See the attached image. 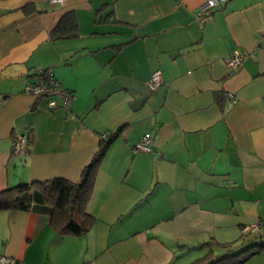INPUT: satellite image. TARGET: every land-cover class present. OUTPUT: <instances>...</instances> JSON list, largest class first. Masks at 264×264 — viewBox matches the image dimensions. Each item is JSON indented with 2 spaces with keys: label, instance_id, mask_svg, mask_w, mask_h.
<instances>
[{
  "label": "crops",
  "instance_id": "crops-1",
  "mask_svg": "<svg viewBox=\"0 0 264 264\" xmlns=\"http://www.w3.org/2000/svg\"><path fill=\"white\" fill-rule=\"evenodd\" d=\"M205 1L0 0V193L78 181L100 136L117 132L86 206L88 232L58 235L37 197L26 211H0V257L191 264L212 241L227 246L218 254L263 246L242 264H264V0H218L200 28ZM238 49L249 55L228 74L224 59ZM36 67H52L73 93L68 111L24 91ZM157 69L162 83L149 93ZM148 132L151 152H136ZM17 134L31 139L13 154ZM253 223L260 229L243 234Z\"/></svg>",
  "mask_w": 264,
  "mask_h": 264
},
{
  "label": "trees",
  "instance_id": "trees-1",
  "mask_svg": "<svg viewBox=\"0 0 264 264\" xmlns=\"http://www.w3.org/2000/svg\"><path fill=\"white\" fill-rule=\"evenodd\" d=\"M59 24L53 33L58 32L60 36H64L63 32L59 33ZM116 135L117 132L107 134L105 139L100 138L97 152L83 168L78 181L72 182L57 178L47 182H37L34 185L38 190L34 193H30L31 184H20L0 193V211H26L29 207L27 201L31 202L35 198L37 200L38 197L48 205L50 224L58 235L80 236L85 234L94 222L93 218L87 214L86 206L92 193L96 172ZM30 139L31 136L28 134L27 144ZM200 248H206L207 253L191 264H242L262 250L263 246L255 244L235 253L231 249L218 254L219 250L226 249L227 246L211 241L201 245Z\"/></svg>",
  "mask_w": 264,
  "mask_h": 264
},
{
  "label": "built area",
  "instance_id": "built-area-1",
  "mask_svg": "<svg viewBox=\"0 0 264 264\" xmlns=\"http://www.w3.org/2000/svg\"><path fill=\"white\" fill-rule=\"evenodd\" d=\"M50 3L62 4L64 0H48ZM218 0H206L199 8L197 18L199 21L200 28H203V19H205L210 11L218 5ZM249 55L246 50H235L230 56L224 59V65L228 74L234 73L241 63ZM162 83V73L160 69L155 70L148 82L146 87L149 93H154ZM24 91L30 95H33L36 99L44 100L48 110L52 111L60 108L64 111H68L74 100L72 92L64 89L62 85L56 80L53 73L52 67H36L34 69L33 79L28 82L25 86ZM231 101L233 97L229 96ZM106 133L100 136L101 139H105ZM152 145V134L150 132L145 133L139 140L134 144V150L140 153H150ZM27 147V135L17 134L14 136L12 144V153L20 154L26 150ZM260 229L259 223H253L243 227L242 233H255ZM0 261L4 264H16L13 258L0 257Z\"/></svg>",
  "mask_w": 264,
  "mask_h": 264
},
{
  "label": "rangeland",
  "instance_id": "rangeland-1",
  "mask_svg": "<svg viewBox=\"0 0 264 264\" xmlns=\"http://www.w3.org/2000/svg\"><path fill=\"white\" fill-rule=\"evenodd\" d=\"M23 155H24V156H22V155H20V156H19V155H18V156L16 155V156H17V158H18L19 160H21V158H22V160H23V159L26 157L25 155H27V154L24 153ZM16 156H14V158H15ZM18 159H17V160H18ZM19 160H18V161H19ZM19 162H20V161H19ZM248 237H249V238H248ZM253 237H254V236H251V235L249 234V235L244 236V239H243V240H245V239H247V238H248L249 240H252Z\"/></svg>",
  "mask_w": 264,
  "mask_h": 264
}]
</instances>
